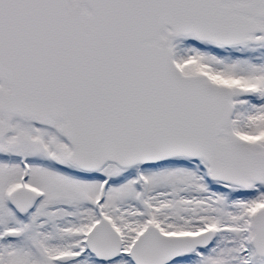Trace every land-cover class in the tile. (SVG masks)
I'll return each mask as SVG.
<instances>
[{
  "label": "snow or ice",
  "instance_id": "snow-or-ice-1",
  "mask_svg": "<svg viewBox=\"0 0 264 264\" xmlns=\"http://www.w3.org/2000/svg\"><path fill=\"white\" fill-rule=\"evenodd\" d=\"M0 264H264V0H0Z\"/></svg>",
  "mask_w": 264,
  "mask_h": 264
}]
</instances>
